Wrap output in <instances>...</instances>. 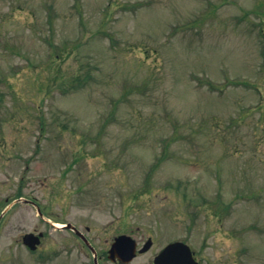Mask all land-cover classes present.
<instances>
[{
    "label": "rangeland",
    "instance_id": "1",
    "mask_svg": "<svg viewBox=\"0 0 264 264\" xmlns=\"http://www.w3.org/2000/svg\"><path fill=\"white\" fill-rule=\"evenodd\" d=\"M4 196L0 264H87L19 197L98 250L264 264V0H0Z\"/></svg>",
    "mask_w": 264,
    "mask_h": 264
},
{
    "label": "water",
    "instance_id": "2",
    "mask_svg": "<svg viewBox=\"0 0 264 264\" xmlns=\"http://www.w3.org/2000/svg\"><path fill=\"white\" fill-rule=\"evenodd\" d=\"M20 201L28 202L25 200H20ZM38 211L40 216H42L39 208ZM64 228L75 229L71 224H68ZM77 234L81 235L79 232H77ZM42 236L43 234H40V236H36L33 233H28L24 235L23 243L29 246L31 250H36L37 245L40 244V237ZM86 243L88 244L87 241ZM150 244L151 242L149 241L146 247L141 252L146 251L150 246ZM109 253H110V257L117 256L120 259H122L124 262H129L136 255V243L131 237L127 235H122L116 238L115 243L113 244ZM173 262H176V264H197L193 260L190 247L183 242H175L167 246L161 252V254L156 258L155 264H173Z\"/></svg>",
    "mask_w": 264,
    "mask_h": 264
},
{
    "label": "flooded vegetation",
    "instance_id": "3",
    "mask_svg": "<svg viewBox=\"0 0 264 264\" xmlns=\"http://www.w3.org/2000/svg\"><path fill=\"white\" fill-rule=\"evenodd\" d=\"M87 231H89V229H87ZM71 232L77 239H79L81 241V238H79L74 233V231L71 230ZM0 234H2V237L5 240V196L0 201ZM116 237H113V240H112V242L109 243L108 248L106 250H103V251L96 249L91 244L92 248L95 250V253H93L91 251V249L88 246H86L83 241H81L82 242V247L86 251V252H82L81 255L84 254V257H86L87 264H137V263L138 264H155V260H156L157 256L160 254L161 250L163 249L162 248V249H159L158 251H155V249H156L155 242L151 238H146V237L137 238L136 239V242H137V256L131 262L124 263V261L121 260L120 258H118L116 256L110 257V254H109V250L111 249ZM43 239H42V241H43ZM149 240L152 241L149 249L147 251L141 253L140 250L142 248H144V246L146 245L147 241H149ZM42 243L43 242H41V245H42ZM169 244H171V242H168L166 244V246L169 245ZM41 245H40V247H41ZM71 248L72 247H70V249ZM31 253H33V252H31ZM34 253H36V252H34ZM67 254L72 255V252L68 251ZM193 258L199 264H203L202 263L203 261L200 258L199 252H193ZM173 264H176V262H173Z\"/></svg>",
    "mask_w": 264,
    "mask_h": 264
}]
</instances>
